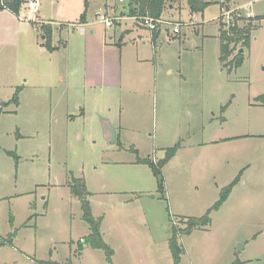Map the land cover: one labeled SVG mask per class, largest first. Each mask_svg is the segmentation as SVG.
Listing matches in <instances>:
<instances>
[{"label": "rangeland", "instance_id": "374dc122", "mask_svg": "<svg viewBox=\"0 0 264 264\" xmlns=\"http://www.w3.org/2000/svg\"><path fill=\"white\" fill-rule=\"evenodd\" d=\"M38 1V12L23 5L22 22L38 17L66 26L83 14L100 21L102 6L110 16L124 12L107 30L128 47L121 85H78L67 97L52 79L32 83L33 74L47 71L36 46L32 55L0 52V241L16 231L15 244H0V264H108L104 250L85 244L81 251L91 231L69 186L73 175L85 180L108 240L129 237L139 248L140 238L157 242L162 258L153 264H174L165 246L173 221L202 216L240 177L212 223L180 237L182 264H264V105L257 100L264 94V0H206L203 13L191 12L186 0H168L160 18L171 24L155 31L126 17L127 3L119 0H89L88 7L86 0ZM237 8L244 19L233 26L249 22L251 38L237 45L233 56L243 48V63L229 71L219 29L229 26L225 10ZM21 63L29 67L22 78ZM27 75L35 92L19 95L17 104L11 84ZM177 143L182 147L163 168L164 193L139 159L157 163Z\"/></svg>", "mask_w": 264, "mask_h": 264}, {"label": "crops", "instance_id": "0c3cea01", "mask_svg": "<svg viewBox=\"0 0 264 264\" xmlns=\"http://www.w3.org/2000/svg\"><path fill=\"white\" fill-rule=\"evenodd\" d=\"M124 2L127 3V0ZM223 4L224 3L221 5V10ZM107 5L108 8L111 6L110 4ZM102 7L98 10H103L104 6ZM104 11L107 12L106 9H104ZM120 14L124 15L125 13L123 12ZM26 20L27 17L20 16L7 9L0 10V52L5 50L9 51V49L14 48H22L24 51H29L30 55H32L30 50H33L36 46L39 52L38 56L44 58V62L47 64V71L44 70V72H40V74H33L32 83H34V85H37L35 81H39L40 79L42 80L44 78V81L52 79L58 82L59 85H64V88L61 89L62 91L59 94L67 97L72 90L76 91L75 88L78 85L83 86L80 88L86 90L90 87L94 89L107 85L119 86L122 84L124 50L128 45L124 40L119 44L118 42L120 39L117 42L115 39L116 36L113 34L109 36L108 27L104 23L89 18L88 15L85 16V19L67 23L68 25L66 24V26L59 25L62 23L58 20H44L38 17L33 18L30 22H46L52 25L53 36L51 44L53 49H49L46 44L35 40L33 35L34 31L37 33L39 32L42 35V39L46 41V34L41 27L36 26L34 23L22 22ZM122 23L123 22H120L119 25ZM132 23L130 24L131 26H133ZM119 25L117 24V26ZM126 29L133 30V28L129 27ZM140 36L144 37L145 34H141ZM44 51L47 54L46 56H44ZM137 59L141 61L140 58ZM141 62H143V60ZM101 64H106L105 72H101ZM20 65L24 67L21 69L20 73L22 78L26 76L25 68L28 69L29 67L27 64L23 63ZM39 65L41 68H44L43 61H40ZM74 67H76L75 70L73 69ZM29 77L30 76L27 75L19 84H11V87H16L15 90L18 88L21 89L20 96L26 95L29 92H35L28 85L30 83ZM54 92V94H56V91ZM212 142L217 143L219 140H213ZM227 150L231 149L226 148L225 152H227ZM104 237L115 250L113 258L115 264H153L154 261H161L162 255L158 254L161 248H158L157 242L153 238H140L142 241V248H139L136 242H133V239L129 237L125 238L124 242H122L124 236H122V239L117 240H108L106 234ZM168 243L169 241L165 243L166 247ZM145 251H150L149 256ZM166 256L167 254H165V257Z\"/></svg>", "mask_w": 264, "mask_h": 264}, {"label": "trees", "instance_id": "16d2710c", "mask_svg": "<svg viewBox=\"0 0 264 264\" xmlns=\"http://www.w3.org/2000/svg\"><path fill=\"white\" fill-rule=\"evenodd\" d=\"M28 0H0V10L7 9L13 13L19 14L21 12L22 6ZM190 6V10L193 13H203L205 9L211 4L206 0H186ZM168 0H127V6L131 16L134 15H150L153 17H161L164 11V8L167 5ZM172 3V2H171ZM89 0H86V6L88 7ZM135 4H138V9L134 7ZM170 5V4H169ZM114 6V5H112ZM113 14L115 15V10L113 9ZM113 15V16H114ZM86 14H83L81 19H85ZM244 17L242 13L238 11L233 13V20H243ZM249 18H247V21ZM36 26H40L43 32L46 34V46L49 49H53L51 40L53 36L52 25H46L38 22L32 21ZM247 26H233L228 27L223 23L220 26L219 38L221 41V55L220 60L223 67H228L229 71L233 68L239 67L243 63V55L238 53L233 56L234 51L239 43H242L243 46L250 44L251 38V24L246 23ZM157 39V35L154 36V40ZM123 39H120L118 42L121 43ZM233 57V58H232ZM20 90L14 94L13 101L19 104V95ZM257 100L264 105V94L260 95ZM181 143L175 144L173 147H170L166 151V156L161 159L159 162H155L151 158H141L139 159L140 163H145L150 165L152 171L158 182V189L161 192H166V181L163 172L164 166L176 155L178 150L181 148ZM240 180V177L231 182L229 185L222 188L220 192L219 199L206 211L202 216H182L178 217L177 220L173 221L171 228V237L169 238V246L173 256L174 264H182V257L184 254V248L180 243V237L182 235H189L195 230L203 229L208 227L212 223V212L219 210L224 203L228 200V197L232 191L233 185ZM69 186L72 193L81 200V206L83 211V219L90 226V234L85 237V242H80L81 251L85 244H88L94 249H102L105 252L106 260L108 264L114 263V248L105 240L104 234L102 232V223L103 216H96L93 212L92 203L90 200L91 192L88 190L86 182L81 177L72 176V179L69 181ZM32 217L30 218V220ZM11 222H13V217H11ZM16 231H13L8 234V237L5 241H0L1 245L14 244ZM240 261L234 262L238 264ZM35 264H64L58 261L49 259V260H36ZM69 264V263H68ZM70 264H73L72 262Z\"/></svg>", "mask_w": 264, "mask_h": 264}, {"label": "built area", "instance_id": "2783aa9c", "mask_svg": "<svg viewBox=\"0 0 264 264\" xmlns=\"http://www.w3.org/2000/svg\"><path fill=\"white\" fill-rule=\"evenodd\" d=\"M121 2H124L126 0H120ZM27 7L30 8L33 11H37L38 6H39V1L38 0H28L27 2ZM23 7V6H22ZM134 7L138 9V4H135ZM233 13H237L238 15V8L236 10H225L224 15L226 16V20L230 25H235V20H233ZM126 17L133 18L134 20L140 21L143 25H145L149 30L155 31L160 29V25L163 24H171L170 21L164 20L160 17H153L150 15H134V16H129L126 13ZM97 16L99 17L100 21L104 23L107 27H113L117 21H120L122 18H124V15H121L120 13L110 16L107 12L103 10H99L97 12ZM253 14L252 12L248 11L246 13V18H252ZM174 32L179 33L180 32V27H174Z\"/></svg>", "mask_w": 264, "mask_h": 264}, {"label": "water", "instance_id": "95a60500", "mask_svg": "<svg viewBox=\"0 0 264 264\" xmlns=\"http://www.w3.org/2000/svg\"><path fill=\"white\" fill-rule=\"evenodd\" d=\"M243 52H244V49L241 48V49L239 50V53H243ZM111 134H112V137H113V141H115L117 135H116V130H115L113 127H112V132H111Z\"/></svg>", "mask_w": 264, "mask_h": 264}]
</instances>
